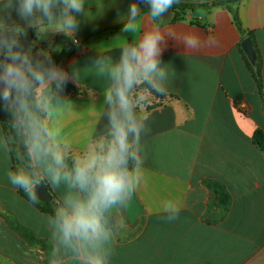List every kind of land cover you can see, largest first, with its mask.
<instances>
[{
	"label": "crops",
	"instance_id": "0c3cea01",
	"mask_svg": "<svg viewBox=\"0 0 264 264\" xmlns=\"http://www.w3.org/2000/svg\"><path fill=\"white\" fill-rule=\"evenodd\" d=\"M131 2L86 0L79 45L63 34L33 40V51L51 45L61 66L78 73L70 82L78 91L64 89L72 107L61 117L74 153L106 124L107 80L92 63L100 53L118 58L120 46L139 37L121 31ZM238 16L242 31L226 6L171 8L162 18V28L195 30L214 43L185 50L169 41L163 53L166 96L145 93L141 181L129 207L113 213L109 264H264V153L252 140L256 129L264 131V0H240ZM13 18L23 23L15 12ZM245 37L260 58V85L241 46ZM9 170L11 155L0 151V264H50L52 214L11 185ZM49 187L51 201H61L64 186ZM167 201L180 206L171 222Z\"/></svg>",
	"mask_w": 264,
	"mask_h": 264
},
{
	"label": "clouds",
	"instance_id": "9594fccd",
	"mask_svg": "<svg viewBox=\"0 0 264 264\" xmlns=\"http://www.w3.org/2000/svg\"><path fill=\"white\" fill-rule=\"evenodd\" d=\"M85 3L0 0V108L9 116V132L0 134V151L8 156L14 145H20L15 153L19 163L7 178L32 203L38 201L41 186L65 188L54 214L47 217L50 264H109L113 213L129 207L141 181V137L148 131L142 110L145 93L167 91L169 72L163 53L169 41L185 50L214 43L212 38L202 40L195 30L177 33L160 26L176 0H132L121 31L139 32V37L121 45L118 58L100 53L92 63L97 75L107 80L101 114L106 124L74 153L61 117L72 107L64 89L79 80L78 73L70 75L54 61L51 45L33 49L36 41L56 34L79 45L76 36L80 17L88 12ZM141 5L146 6V15ZM13 12L23 23L13 18ZM29 29L36 41L26 45ZM163 210L171 222L178 218L180 206L167 201Z\"/></svg>",
	"mask_w": 264,
	"mask_h": 264
},
{
	"label": "trees",
	"instance_id": "16d2710c",
	"mask_svg": "<svg viewBox=\"0 0 264 264\" xmlns=\"http://www.w3.org/2000/svg\"><path fill=\"white\" fill-rule=\"evenodd\" d=\"M240 0H213L211 2H206L203 4H194V3H187L184 2L182 0H176V3L172 6L173 9H182V8H194L198 5L200 6H226L229 11L232 13L233 15V20L236 24V26L242 31V27H241V22L238 16V3ZM141 7L143 8L142 11L147 10L146 6L141 5ZM248 35H251L250 32L248 33ZM35 39V32L33 29H29L28 30V37L27 40L25 41V44L27 45L29 42L33 41ZM54 61L61 66L60 62H59V56L58 55H52ZM260 58L256 57L254 58V60L251 61H247V64L256 80V82L258 83V85H260ZM66 89H71L73 91H78V88L72 84V83H68L67 86L65 87ZM154 95H156L157 97H165L166 94H160V93H155L153 92ZM9 119L8 114L2 109L0 108V124L2 126L3 129V133L6 134L9 132V128L7 126V121ZM252 140L254 142V144L264 153V131H262L261 129H256L253 133V137ZM20 148V145L17 143L14 148H13V152L11 154V160H12V168L14 169L17 165H18V161L16 159V151ZM69 163H71V161L69 160ZM47 187L49 188L50 192L51 189L49 187V185H47ZM19 193L23 196H25L28 200L29 197L27 196V194L21 190L18 189ZM51 195L52 192H51ZM60 201L58 200H52V201H48V202H42V201H37L36 203H34L35 205H37L40 209H42L43 211L49 212L50 214H54L55 208L57 207L58 203Z\"/></svg>",
	"mask_w": 264,
	"mask_h": 264
},
{
	"label": "water",
	"instance_id": "95a60500",
	"mask_svg": "<svg viewBox=\"0 0 264 264\" xmlns=\"http://www.w3.org/2000/svg\"><path fill=\"white\" fill-rule=\"evenodd\" d=\"M241 46L245 51L248 59L252 62L254 60L255 52L250 37H245L241 42ZM51 199L52 195L49 188L47 186H41L39 188L38 200L42 202H48L51 201Z\"/></svg>",
	"mask_w": 264,
	"mask_h": 264
},
{
	"label": "rangeland",
	"instance_id": "374dc122",
	"mask_svg": "<svg viewBox=\"0 0 264 264\" xmlns=\"http://www.w3.org/2000/svg\"><path fill=\"white\" fill-rule=\"evenodd\" d=\"M151 93H153V92H151ZM158 101V100H157ZM159 101H162V99H159Z\"/></svg>",
	"mask_w": 264,
	"mask_h": 264
},
{
	"label": "built area",
	"instance_id": "2783aa9c",
	"mask_svg": "<svg viewBox=\"0 0 264 264\" xmlns=\"http://www.w3.org/2000/svg\"><path fill=\"white\" fill-rule=\"evenodd\" d=\"M35 51H37V50H35ZM35 51H34V52H35Z\"/></svg>",
	"mask_w": 264,
	"mask_h": 264
}]
</instances>
